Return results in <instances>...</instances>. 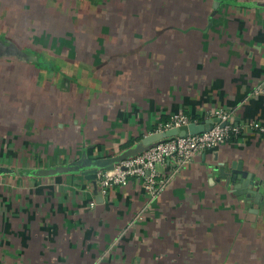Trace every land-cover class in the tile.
I'll list each match as a JSON object with an SVG mask.
<instances>
[{"label":"crops","instance_id":"obj_1","mask_svg":"<svg viewBox=\"0 0 264 264\" xmlns=\"http://www.w3.org/2000/svg\"><path fill=\"white\" fill-rule=\"evenodd\" d=\"M174 5L161 30L143 31L142 48L134 32L109 43L123 71L94 69L98 83L3 87L17 91L14 102L0 95V264H183L195 254L193 264L212 248L225 249L216 263L230 250L234 263L264 264V194L243 201L215 170L234 163L264 193V133L249 126L264 125V94L253 93L264 87V0ZM219 108L246 126L184 166L157 164L166 181L153 197L135 176L102 193L82 175L34 173L83 151L114 155L173 114L200 122Z\"/></svg>","mask_w":264,"mask_h":264},{"label":"rangeland","instance_id":"obj_2","mask_svg":"<svg viewBox=\"0 0 264 264\" xmlns=\"http://www.w3.org/2000/svg\"><path fill=\"white\" fill-rule=\"evenodd\" d=\"M175 3L177 0H0V33L12 35L22 44L40 42L41 45L48 46L50 50L41 56L45 68L35 66L36 71L31 73L36 82H52L55 77L54 83H59L60 77L67 75L73 83H98L92 75L94 69L107 72L113 69L116 73L123 71L122 68L114 70L117 66L112 61L111 48H107L104 41L113 43L115 38L123 37L124 33L134 32L133 37L139 39L137 44L143 46V31L161 30L159 22L176 13ZM36 8L43 13H37ZM72 36L75 42L73 39L70 41ZM95 43L100 47L91 51L90 48ZM76 46L79 47L78 50ZM79 49L84 51L79 52ZM120 51L121 49L118 50L119 53ZM147 60L153 59L151 57ZM30 70V67H26L25 71L21 64L0 61V95L6 101L9 99L14 102L12 95L17 88L14 87L11 93L3 87L17 83L19 90H25L31 83H35L30 77L29 82H21L22 76L19 74L22 75L23 72L25 80L27 72L30 76ZM72 72L74 75H70ZM119 75L120 73L117 74ZM41 82L37 85L44 87ZM222 250L225 249L212 248V254L206 255V260L196 259L193 264H238L228 256L231 252L228 249L226 255H222L221 262L216 263L217 257L213 254L218 256ZM194 257H185L183 264H191V258ZM249 262L243 264H250Z\"/></svg>","mask_w":264,"mask_h":264},{"label":"built area","instance_id":"obj_3","mask_svg":"<svg viewBox=\"0 0 264 264\" xmlns=\"http://www.w3.org/2000/svg\"><path fill=\"white\" fill-rule=\"evenodd\" d=\"M254 94H264V87H258ZM231 112L226 109H215L209 118H216L212 128L197 134L185 136H174L161 140L140 154L121 160L114 164L113 169H100L96 172L95 180L102 193L108 189L124 184L128 177L135 176L142 181L144 189L153 197L163 187L166 178L156 171V165L163 163L166 159H173L178 167L186 165L198 152L213 148L221 141L229 140L239 134L241 127L231 122ZM192 120L183 114H173L169 120L159 123L156 131L164 130L180 125H187ZM224 122V126L220 123ZM249 126L264 133V125L260 122H251Z\"/></svg>","mask_w":264,"mask_h":264},{"label":"water","instance_id":"obj_4","mask_svg":"<svg viewBox=\"0 0 264 264\" xmlns=\"http://www.w3.org/2000/svg\"><path fill=\"white\" fill-rule=\"evenodd\" d=\"M216 118H208L203 121H192L187 125H180L164 130L154 131L144 135L138 143L107 157L90 158L85 151L76 160L68 163H63L51 167L38 168L34 173L38 176H54L58 174H74L82 175L89 179L96 187V172L100 169L111 170L114 164L119 163L121 160L133 157L140 154L153 144L174 136H185L188 134H197L207 131L212 128L214 122H218ZM224 122L220 126H224ZM219 177L224 182V186L231 188L233 191L240 192L245 196L243 201L249 202L251 198L259 203L262 199V194L259 192L261 183L255 181L248 172L242 170L240 166L231 163H223L217 165L216 169ZM239 190V191H238Z\"/></svg>","mask_w":264,"mask_h":264},{"label":"flooded vegetation","instance_id":"obj_5","mask_svg":"<svg viewBox=\"0 0 264 264\" xmlns=\"http://www.w3.org/2000/svg\"><path fill=\"white\" fill-rule=\"evenodd\" d=\"M36 11H37V13H43L39 8H36ZM94 35H95V33H94ZM94 35L93 34L91 35L92 39L94 38ZM36 37H40V36H36ZM72 39L74 41L73 36L70 39V41H72ZM115 40H116V38H115ZM118 41H119V39L117 38V42ZM57 42L58 41H56V43ZM104 42H105V45L107 48L112 47V45H109V42L107 40H105ZM96 47H100V46L99 45L97 46L96 43L93 44L92 47L90 48L91 51L94 50ZM78 48L76 46L77 50H78ZM49 50L50 49L48 48V46L41 45L40 42H35V44L31 43V42H28L27 44H22V43L17 42L15 40V38L12 37V35L8 36L5 33L4 34L0 33V61L13 62V64H21L22 68L25 71H26V67L31 68L30 76L27 72V77H25V80H24V76H23L24 73L23 72H22V75L17 73V74H19L20 77L22 76L21 82H29V77L34 79L33 75H31V73L33 74V72L36 71L34 69L35 66H39L38 68L43 66V68H45L44 64L42 63L41 56L44 55L45 53H47V51H49ZM80 51L83 52L84 50L79 49V52ZM14 74H15V72L13 71V75ZM69 79L70 78L66 79V76H61L59 83H73V81L69 80ZM55 81H56V78L54 77V80L52 82L47 81V83H54ZM40 82L41 81H38V80L36 82V80H35V83H40ZM41 83H44V82L42 81Z\"/></svg>","mask_w":264,"mask_h":264}]
</instances>
